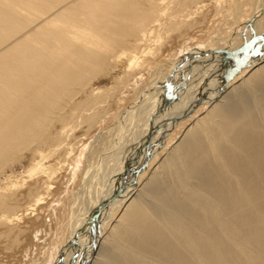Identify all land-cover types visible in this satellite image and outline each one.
<instances>
[{"label": "bare ground", "instance_id": "bare-ground-1", "mask_svg": "<svg viewBox=\"0 0 264 264\" xmlns=\"http://www.w3.org/2000/svg\"><path fill=\"white\" fill-rule=\"evenodd\" d=\"M86 149L39 264H264V0H0V257Z\"/></svg>", "mask_w": 264, "mask_h": 264}, {"label": "rangeland", "instance_id": "rangeland-1", "mask_svg": "<svg viewBox=\"0 0 264 264\" xmlns=\"http://www.w3.org/2000/svg\"><path fill=\"white\" fill-rule=\"evenodd\" d=\"M240 30L243 31L244 29H240ZM209 35L212 36L211 33H207L206 38L207 37L209 38L210 37ZM209 39H208V41H209ZM174 53L175 54H173V52H172L170 54V56H166L165 60L167 62H170L174 58H176L177 52H174ZM171 56H172V58H170ZM166 61H164V62H166ZM167 62H166V64L164 63V65H166V67L169 64ZM240 80L241 79H238L236 81V83H238ZM205 109L206 108L204 106H202L196 114H194L192 117H190L188 119V121L185 122L186 124L184 123L185 120L181 121L177 132L181 133L184 130L185 126L187 124L191 123L194 120L193 118H195L197 116V114L203 113V111ZM115 121H116V119H115ZM180 133H178V134H180ZM173 137H175L174 141L178 138V136H176V135ZM92 145H93V143H92ZM86 151H88V149H86L84 151L83 156H85V157H82L83 161H81L82 163H80L81 166L78 169V173H79L78 176L71 181H70V179L67 180L68 177H65L63 179V181H60V185L63 188H65L66 186L69 185L68 193H65L63 190H61V192L59 191V193H57L53 197V200H52L53 202L51 204V207L47 208V210L45 212L44 211L42 212L43 215H47L46 216V220H47L46 223L40 225L38 230L33 234H29L30 236L28 235V237L25 240H23V241L21 240V244L17 247V251L14 254H12V255L6 254L5 255L3 253V255H1V257H0V259H2V264H34L33 263L34 260H37L35 262V264H39L41 261L45 260V258H43L44 255L46 256L47 254L53 252L55 247L60 245L59 244L60 241H62L65 238V236L69 235V231H70V225H69V223H70L69 222L70 221L69 215L70 214H69V212H70V206H71L70 203H71V199H72L71 195H73L74 193H76L78 191L79 187L77 186V184L82 183V180H81L82 175H80V174L83 173V171H82L84 169L83 167H84L86 161L88 160V159H86L88 157V153ZM60 193H62V194H60ZM36 219L39 220L38 217H36ZM31 242H32V245L28 249L27 247ZM2 256H3V258H2Z\"/></svg>", "mask_w": 264, "mask_h": 264}]
</instances>
